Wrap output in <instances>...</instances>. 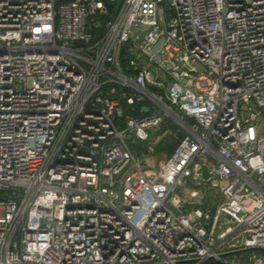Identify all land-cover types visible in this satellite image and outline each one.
Here are the masks:
<instances>
[{"label":"built area","instance_id":"obj_1","mask_svg":"<svg viewBox=\"0 0 264 264\" xmlns=\"http://www.w3.org/2000/svg\"><path fill=\"white\" fill-rule=\"evenodd\" d=\"M262 117L264 0H0V264H264Z\"/></svg>","mask_w":264,"mask_h":264},{"label":"trees","instance_id":"obj_2","mask_svg":"<svg viewBox=\"0 0 264 264\" xmlns=\"http://www.w3.org/2000/svg\"><path fill=\"white\" fill-rule=\"evenodd\" d=\"M165 129L168 130L166 131ZM164 130L166 132H164ZM161 132H164L165 134L157 143L156 151L158 153L166 152L168 155H171L177 147L181 137L184 136V132L171 122H168L167 125H164L161 129Z\"/></svg>","mask_w":264,"mask_h":264},{"label":"water","instance_id":"obj_3","mask_svg":"<svg viewBox=\"0 0 264 264\" xmlns=\"http://www.w3.org/2000/svg\"><path fill=\"white\" fill-rule=\"evenodd\" d=\"M202 169H203V174H204V176H205V177H208V170H207V166H206V165H204Z\"/></svg>","mask_w":264,"mask_h":264},{"label":"rangeland","instance_id":"obj_4","mask_svg":"<svg viewBox=\"0 0 264 264\" xmlns=\"http://www.w3.org/2000/svg\"><path fill=\"white\" fill-rule=\"evenodd\" d=\"M259 121H260L262 130H264L263 128L264 127V117L260 118Z\"/></svg>","mask_w":264,"mask_h":264}]
</instances>
